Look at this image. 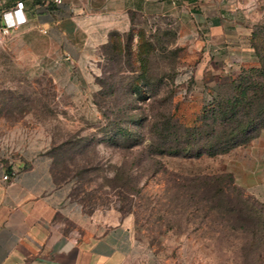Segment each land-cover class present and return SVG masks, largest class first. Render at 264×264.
<instances>
[{
    "label": "rangeland",
    "instance_id": "1",
    "mask_svg": "<svg viewBox=\"0 0 264 264\" xmlns=\"http://www.w3.org/2000/svg\"><path fill=\"white\" fill-rule=\"evenodd\" d=\"M150 1L92 52L57 51L52 74L0 41L4 148L50 154L67 201L91 224L130 223L152 264H264V128L214 156L168 151L259 79L264 0Z\"/></svg>",
    "mask_w": 264,
    "mask_h": 264
},
{
    "label": "crops",
    "instance_id": "2",
    "mask_svg": "<svg viewBox=\"0 0 264 264\" xmlns=\"http://www.w3.org/2000/svg\"><path fill=\"white\" fill-rule=\"evenodd\" d=\"M17 1L25 2L27 21L12 38L33 62L41 57L45 65L33 75L52 74L57 51L72 60L106 44L112 31L130 29L132 12L153 5L150 0H65L60 6L0 0V17ZM170 1L160 6L171 8ZM218 31L215 25L212 32ZM3 141L0 134V264H152L130 223L91 224L67 201L50 154L31 146L8 152ZM6 173L10 178L4 180Z\"/></svg>",
    "mask_w": 264,
    "mask_h": 264
},
{
    "label": "trees",
    "instance_id": "3",
    "mask_svg": "<svg viewBox=\"0 0 264 264\" xmlns=\"http://www.w3.org/2000/svg\"><path fill=\"white\" fill-rule=\"evenodd\" d=\"M256 50L259 54L263 52H260L258 46ZM260 63V67L251 69L258 75L257 81L244 77L246 84L242 87L240 80L236 87L239 91L234 99H227L225 103H219L217 109H213L212 122L205 127L186 126L187 133L184 134L183 142H176L168 151L187 153L195 148L196 156L204 153L214 156L247 144L256 137L264 128V56Z\"/></svg>",
    "mask_w": 264,
    "mask_h": 264
},
{
    "label": "built area",
    "instance_id": "4",
    "mask_svg": "<svg viewBox=\"0 0 264 264\" xmlns=\"http://www.w3.org/2000/svg\"><path fill=\"white\" fill-rule=\"evenodd\" d=\"M46 6H60L65 0H41ZM25 2L17 1L14 6L2 11L0 17V41L12 34V31L20 25L26 23L27 18L24 13ZM10 178L8 173L3 175V179Z\"/></svg>",
    "mask_w": 264,
    "mask_h": 264
}]
</instances>
